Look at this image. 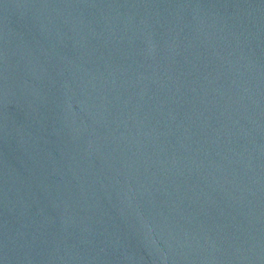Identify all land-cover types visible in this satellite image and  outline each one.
<instances>
[{
    "label": "water",
    "instance_id": "1",
    "mask_svg": "<svg viewBox=\"0 0 264 264\" xmlns=\"http://www.w3.org/2000/svg\"><path fill=\"white\" fill-rule=\"evenodd\" d=\"M0 264H264V0H0Z\"/></svg>",
    "mask_w": 264,
    "mask_h": 264
}]
</instances>
